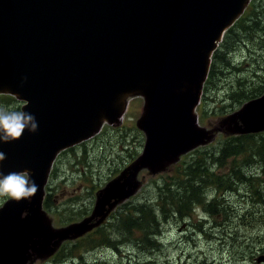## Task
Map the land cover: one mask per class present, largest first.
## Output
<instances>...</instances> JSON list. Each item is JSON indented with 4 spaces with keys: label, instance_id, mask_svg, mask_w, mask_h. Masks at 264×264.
I'll return each mask as SVG.
<instances>
[{
    "label": "water",
    "instance_id": "water-1",
    "mask_svg": "<svg viewBox=\"0 0 264 264\" xmlns=\"http://www.w3.org/2000/svg\"><path fill=\"white\" fill-rule=\"evenodd\" d=\"M249 2L0 0V94L26 102L21 109L39 124L36 132L0 142L6 154L0 171L29 170L39 185L34 196L0 207V264L47 260L63 243L100 227L132 197L142 184L141 171L164 172L211 141L195 110L211 57ZM136 96L144 100L136 121L144 135L141 153L97 191L89 216L53 227L42 208L52 162L104 123L119 124L126 101ZM225 121L235 135L264 132V94ZM118 191L126 195L120 199ZM15 240L22 245L17 252ZM255 261L264 263V256Z\"/></svg>",
    "mask_w": 264,
    "mask_h": 264
},
{
    "label": "trees",
    "instance_id": "trees-1",
    "mask_svg": "<svg viewBox=\"0 0 264 264\" xmlns=\"http://www.w3.org/2000/svg\"><path fill=\"white\" fill-rule=\"evenodd\" d=\"M247 11L249 12L246 13ZM262 17L264 0H251L242 16L225 32L219 48L212 55L203 87V118L229 114L243 103L264 93V69L260 68H264V61L259 63L256 55L248 56L246 53L239 55L241 57L238 63L233 64L230 58L232 52L244 50L245 46L252 48L254 45H263L259 47L264 49ZM243 63L244 71L240 69ZM233 68L237 72H233L230 81ZM211 92L217 96L211 97ZM210 99H214L215 104L220 102L221 107L214 105L212 109H207V105L211 108ZM216 109H220V112ZM228 160H232L230 165ZM245 166L250 169L253 166L262 168L256 173L247 170ZM144 177V183L148 180L150 184V200L142 203L125 202L115 212L110 228H104L99 233V238L91 237L93 242L116 246L121 241H131L137 247L142 244L144 250L157 249L160 225L173 219L189 221L196 218L199 224L193 226L198 230L206 224V216L218 217L214 224L221 226L220 228L226 222H236L243 228L253 229L264 222V133L225 137L215 150H194L181 157L175 163L173 172H160L150 176L145 172ZM240 187H244L248 196L254 198L250 206L241 208L224 199L225 192L241 193ZM47 206L50 207L51 204ZM198 208L202 209L201 219L196 216ZM248 238L239 251L242 257L239 256L238 261L242 264H251L248 258L252 261L254 254L261 253L254 260L264 256V234L255 239ZM76 249L77 246H63L58 252L57 262H82L83 257L74 253Z\"/></svg>",
    "mask_w": 264,
    "mask_h": 264
},
{
    "label": "rangeland",
    "instance_id": "rangeland-1",
    "mask_svg": "<svg viewBox=\"0 0 264 264\" xmlns=\"http://www.w3.org/2000/svg\"><path fill=\"white\" fill-rule=\"evenodd\" d=\"M246 8L247 6L244 9ZM248 12L249 11H247L246 13ZM263 20H264V17H262V22ZM221 42L218 44L217 49L219 48ZM259 46H263V45H259ZM252 49L256 51L258 49V45H254ZM242 53H246L245 50H236L234 53L231 54L230 58L233 64L238 63L241 57L239 55ZM249 62H252V60H249ZM258 62L260 63L263 61L259 59ZM260 68L264 69L261 66ZM240 69H243L242 71H244L245 63H243L240 66ZM233 72H237L235 68L232 69L230 81L232 80V77L234 75ZM212 92L210 93V95L211 97L213 96V98H215L217 95L216 93L212 94ZM6 95L12 97V100L5 97ZM258 97L252 98L250 100H254ZM204 99L205 98H204V94L202 91V97L200 99L199 105L196 108L195 113L197 115V118L200 124L199 127L204 128L208 132H211L212 138L209 143H207L206 145L202 147H198L195 150H205V149L215 150L217 146L220 145V141H222L223 138L228 137V136L235 137L238 135V134L235 135L231 131L226 130L225 127L228 126V122L225 121V119L227 116L232 115L234 111L238 110L240 107L232 111L233 113L230 112L229 114H223V115H218V116L211 115L207 117L206 119V118H203L204 116H202V113H203L202 107H203ZM214 102H215L214 99H210L211 108L208 107V105L206 106V108L210 110L213 108L214 105L221 107L220 102L219 104H215ZM0 105L15 107L18 110H22L21 108H22L23 103L17 100V98L12 95L0 94ZM220 109H216V110L220 112ZM141 111H142L141 100H135L133 102L131 101L129 105V110L126 111V117L127 119L131 118L133 120L137 117L136 119L138 120V118L141 115ZM137 141H138V134L136 137V146H137ZM143 144H144V140L142 141V146ZM98 151L101 152V150L99 149ZM87 157L89 158L90 162L93 161V156H91V152L88 153ZM178 161L176 163H178ZM230 161L232 160H228L229 165H230ZM245 168L247 170H253L251 172L257 173L261 171L260 169L262 167L253 166L250 169L249 167L245 166ZM110 169L111 168L109 166H104L102 168V170L105 171L106 174L110 172ZM246 171H244V173L248 175ZM59 172H61V170ZM102 175H105V174H103L102 172ZM65 176L68 178H70L71 176L70 171L68 169H67ZM144 176H145V172L141 171L138 175V180L142 182V178ZM57 177L62 178L63 174H60V176H57ZM95 177L101 178V173L100 174L95 173ZM80 183H85V181L79 180L78 184ZM149 185L150 184L148 180L144 185L141 184L138 191H136L135 194L132 195V197H130L127 201L138 202V203L148 202L151 198V188L149 187ZM86 187H91V185L87 182ZM66 188L68 189L69 196L72 195L73 189H75V187L72 185L69 187L66 186ZM240 189H242L241 193H238L236 191L234 193L225 192L223 195L224 199L231 201L233 205H240L241 208L243 206H246V207L250 206V204L253 203L254 198L251 195L248 196L247 190L244 187H240ZM58 192L63 193L65 192V189L60 187L58 189ZM62 197L63 196L57 197L55 199L56 202H54V206H56L55 211H54L55 212L54 214L55 225H60V227H64V225L62 224H65V221H70L72 218L74 219V217H77V218L80 217V220H82L86 215L89 214V213L87 214L85 213L87 212V207L89 206V200L84 205L76 204L73 206L74 208H72L71 204L69 205L64 204V202L61 200ZM7 200L9 199L6 197H0V207ZM119 207L120 206L116 207L114 212H112V214H115V212L119 211ZM57 208H59L60 211L57 212L56 210ZM196 216L197 218L199 217L200 219L203 216L201 208L197 209ZM207 218L208 220L206 221V224H203L199 230L194 228L193 226V225L199 224L196 218L191 219L189 221L173 219L171 221L162 223L159 229L160 235L157 236L158 242H159L158 248L148 249L144 253L139 250L135 242H132V245L125 242L123 245V248H121L119 252L113 249L109 245V243L101 244L97 241L93 242L91 240V237L95 236V238H99V233H101L103 229L99 233H96L95 235L92 234L84 238L76 239L74 241H68V242L63 243L62 245L66 247L77 246V249L74 252L75 255L83 257L82 262H80L79 260L78 262H70L68 264H203L204 263L203 261H205L206 264H242V262L238 260H239V256H241L239 254L240 253L239 251L243 249V243H246L248 241L249 239L248 237L255 239L257 236L264 234V222L260 223L253 229H250L248 227L243 228L239 226L238 224H236V222H233V223L226 222L224 227L220 228L221 226H217L214 224L215 222L218 221V217L209 218L206 216L204 219H207ZM111 222L112 220L110 221V223ZM55 228H58V227H55ZM106 228H110V226H107ZM62 245L60 246L59 250L55 252L53 257L57 256L58 258V252L63 249L61 248L63 247ZM257 254H261V253H257ZM257 254L253 255L254 257L252 258V261L250 258H248L249 263L255 264L254 258L257 257ZM51 264H59V262L55 261V263L51 262ZM261 264H264V263H261Z\"/></svg>",
    "mask_w": 264,
    "mask_h": 264
},
{
    "label": "flooded vegetation",
    "instance_id": "flooded-vegetation-1",
    "mask_svg": "<svg viewBox=\"0 0 264 264\" xmlns=\"http://www.w3.org/2000/svg\"><path fill=\"white\" fill-rule=\"evenodd\" d=\"M251 49L252 48L246 46L244 47V50L248 56L250 54L256 55L257 58L259 57L260 60L264 61V49L260 48L259 46L257 51ZM5 97L12 100V97L8 95ZM135 100H141L142 108L144 100L143 98L136 96L130 98L128 102L126 101V111L129 110L131 101L133 102ZM24 104L25 103H23V105ZM136 118L134 120L131 118L127 119L125 112L119 124L108 125L104 123L96 135L78 145L61 151L56 156L47 175L46 184L44 187L45 196L42 205L43 211L51 219L53 227H60V225H55L54 223V211L56 207L54 206V202H56L55 199L57 197L63 196L61 200L65 205L71 204L72 208H74L73 206L76 204L84 205L89 200V206L87 207V212H85L86 214L89 213L88 215L85 214L86 216H89L95 204L96 192L104 187L108 181L115 178L125 167H127L133 160L137 158L139 152L142 149V141L144 138L143 134L136 128ZM137 134L138 141L136 146ZM98 149L101 150V152H99ZM89 152H91V156H93V161L91 162L87 157ZM104 166H109L111 168L109 173L106 174V172L102 170ZM67 169L70 171V178L65 176ZM60 170L61 172H59ZM174 170L175 163L169 165L165 172H173ZM102 172L105 175H102ZM95 173H101V178L95 177ZM60 174H63L62 178L57 177L60 176ZM144 179L145 177L142 178L143 182ZM79 180L85 181V183L78 184ZM87 182L91 185V187H86ZM72 185L75 187V189H73L72 195L69 196L66 186L69 187ZM60 187L64 188L65 192H58ZM48 204H51V206L48 207ZM56 210L57 212L60 211L59 208ZM114 216V214L110 213L100 227L94 228L84 237L99 233L102 229L109 226L110 221L114 218ZM79 221L80 217H74L73 220L65 221V224H61L65 226ZM125 242L132 245L131 241H121L117 243L116 246L111 247L119 252L120 249L123 248ZM138 248L143 253L148 250L142 249V244L141 247ZM55 261H57V256H52L45 261H37L36 264H51V262L55 263Z\"/></svg>",
    "mask_w": 264,
    "mask_h": 264
},
{
    "label": "clouds",
    "instance_id": "clouds-1",
    "mask_svg": "<svg viewBox=\"0 0 264 264\" xmlns=\"http://www.w3.org/2000/svg\"><path fill=\"white\" fill-rule=\"evenodd\" d=\"M38 127V121L32 113L0 105V142L18 140L26 130L36 132ZM5 160L6 154L0 151V162ZM38 191L39 185L32 179L29 170L7 174L0 171V197L20 201L34 196Z\"/></svg>",
    "mask_w": 264,
    "mask_h": 264
},
{
    "label": "bare ground",
    "instance_id": "bare-ground-1",
    "mask_svg": "<svg viewBox=\"0 0 264 264\" xmlns=\"http://www.w3.org/2000/svg\"><path fill=\"white\" fill-rule=\"evenodd\" d=\"M158 148L159 147H157V151L159 152V150H158ZM155 153H156V151H155ZM158 156H159V154H158ZM160 158V157H159ZM158 159L155 157V156H153V162L155 163V161H157ZM122 186V185H121ZM132 187H133V185L132 184H129V191H131V189H132ZM122 190V189H121ZM117 195H118V197L121 199V198H123L125 195H126V193L124 192V191H118L117 192ZM106 202V201H105ZM124 204V203H123ZM121 206V205H120ZM104 209V208H103ZM99 210H100V207H99V209H98V212H99ZM112 212H114V211H112ZM111 212V213H112ZM23 224V223H22ZM24 226V225H23ZM13 250L15 251V252H17L19 249H20V247L22 246L17 240H15L14 242H13ZM17 254L18 253H14V254H12L10 257L11 258H16V256H17ZM11 263V262H10ZM12 263H13V261H12ZM14 264H15V262H14Z\"/></svg>",
    "mask_w": 264,
    "mask_h": 264
}]
</instances>
